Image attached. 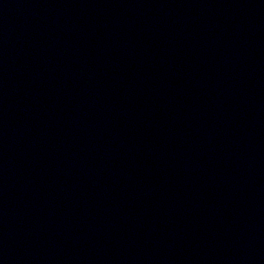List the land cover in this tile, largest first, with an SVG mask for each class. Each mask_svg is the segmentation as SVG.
Here are the masks:
<instances>
[{
    "label": "water",
    "instance_id": "1",
    "mask_svg": "<svg viewBox=\"0 0 264 264\" xmlns=\"http://www.w3.org/2000/svg\"><path fill=\"white\" fill-rule=\"evenodd\" d=\"M0 264H264V0H0Z\"/></svg>",
    "mask_w": 264,
    "mask_h": 264
}]
</instances>
